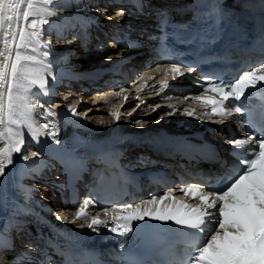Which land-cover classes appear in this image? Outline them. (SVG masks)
Masks as SVG:
<instances>
[{
	"label": "snow or ice",
	"instance_id": "1",
	"mask_svg": "<svg viewBox=\"0 0 264 264\" xmlns=\"http://www.w3.org/2000/svg\"><path fill=\"white\" fill-rule=\"evenodd\" d=\"M53 3L54 0H0V177L14 163V156L22 152L26 142L40 143L41 137H51L59 142L57 123L49 118L60 114L49 106L40 113L44 121L40 122L35 113L44 105L34 102V96L50 94L49 77L55 81L51 63L47 60L49 52L44 51L41 57L34 54L40 48H50L51 42L45 43L43 37L50 31L45 29L49 17L56 15L49 7ZM123 14L121 11L115 16L122 17ZM193 70V66H188L187 71ZM168 74L175 80L185 75V69L173 62L164 71L165 76ZM146 79L155 77L148 75ZM147 87V83L143 84L137 93ZM168 87L167 83L161 85L162 90ZM200 88L199 93L184 99L210 109V115L204 113L208 119L214 116L220 122L226 121L231 116L230 108L235 113L248 111L247 123L255 131L246 133L247 138L234 137L228 141L233 148L232 155L238 161L236 174L220 185L201 186L191 182L136 203L102 204L95 215L91 214L90 208H95L96 200L86 198L76 207L71 223L81 221L93 232L104 228L122 237L132 233L134 227L138 228L137 222L146 219L169 225L161 231L171 233L184 248L179 255L170 252L159 264H264V103L258 114L246 108L247 100L245 104H237L246 98V94L248 98L259 94L264 100V61L249 67L231 81L206 78ZM34 89L39 92L34 93ZM128 92L129 89L124 88L109 95L127 102ZM101 98L109 106L111 118L121 120L123 105L113 104L108 96ZM64 99L68 100V96ZM76 103L78 101L66 106L73 116L78 115ZM138 107L139 104L129 115ZM177 114L201 119L195 108L181 111L174 104H170L169 110L157 119ZM99 121L104 123V117L101 116ZM136 123L146 122L138 120ZM25 130L30 137L28 141ZM37 155L38 152H31L32 157ZM29 158L27 153L22 156L24 161ZM176 192L181 195L177 196ZM59 218L67 220L68 216L60 212Z\"/></svg>",
	"mask_w": 264,
	"mask_h": 264
},
{
	"label": "bare ground",
	"instance_id": "2",
	"mask_svg": "<svg viewBox=\"0 0 264 264\" xmlns=\"http://www.w3.org/2000/svg\"><path fill=\"white\" fill-rule=\"evenodd\" d=\"M113 1L119 2L118 6L114 7V10L108 4V2L113 3ZM148 1L149 0H146L147 3ZM158 1L161 2V0ZM49 7L55 11L56 15L49 17V24L45 25V29L50 31L45 32V34H47V38H43V40L45 43H48L49 41L51 43L50 48L41 49L49 50L57 56H60L61 61L64 64L58 67L55 66L57 69H63L62 67L65 66L71 68V70L73 71H92L98 62H100L101 64L104 61H110L112 59L119 60L120 58H123V56L125 59H129L131 57V50L128 51L129 54L126 55L124 52L125 47L129 46L131 42H135L136 40V37L132 34V29L136 28V25L143 27L145 22L142 17H140L133 11L130 5V0H101L99 1V3H97V0H88L86 6L83 0H54V3ZM124 8H126L127 10V12H125L126 15L122 17H116L115 14L117 12H121L122 10H124ZM76 9L78 11H76ZM99 10H102V15L104 16L102 18V21H104L106 24L102 26V28L104 27L105 29V27H107L108 25L116 26L117 31L114 33L116 43L112 40V43H114L112 45L113 47H108L107 42L105 43V41L107 40L105 38L107 37H104L102 42L99 43V49L95 50V45L88 46L89 38L84 31L87 30L88 27H91V22H96L97 26L99 25V18H97V13ZM111 19H114L118 22L122 21L123 24L115 25L109 23ZM98 27L100 28L101 26ZM75 28L78 29L74 33L73 37L69 38L66 36L64 39H62L64 40L63 42L57 44V41L60 40H56V44H53L55 37L65 35L66 32L76 30ZM102 28L100 29L103 30ZM77 32L80 33L77 35ZM121 34H123V38H120ZM130 36L134 37L131 38ZM51 38L52 40H50ZM99 38L101 39V37ZM79 50H83L82 54L81 52L79 53ZM117 53H119V55H117ZM108 56H111L112 58L108 59ZM69 58L71 59V61L68 60ZM63 84L64 83H61L59 87L54 90V92L60 94V92L66 91L65 96H68V100H66L68 104L78 101V103H76L78 115L73 116L71 112L65 110L66 114L68 113L75 121L78 122H73V124L77 126L78 124H91L93 122H96V124L99 125L105 124L106 129H108V133L106 134V136L110 139H119L121 137L129 138L131 136H136L139 133L138 129L155 128L157 127L156 124H153V122H156L155 117H158L160 114L168 111V109L166 108H160L156 113H154L158 107L153 106H160V103H162V95L160 94L158 98H155V96L152 94L139 95V99H137L136 94H131L129 95V99L127 100V102H124L120 99L117 102L113 103L117 105H123L121 109L123 118L119 120V122L125 124V118H128L130 121V125H132V123L135 124V122L138 120L145 121L146 123H136L135 125H132L135 126L134 128L124 129L119 123L111 118V116L109 115L108 105H91L89 108L85 109L83 108V105L85 103L83 98L84 94L80 86L76 82L71 83L70 87H66ZM95 94L97 95L99 93ZM54 98L50 100L48 106L52 107L53 105L59 103L58 99ZM140 101H143V103H140ZM137 104H139V107L136 108V110L132 112L131 115H129V112H131V110ZM148 106L151 107L150 110ZM141 107L148 108V111H146L145 109V112L142 113L140 110ZM87 109H91V111L86 115L84 111ZM92 115H94V119L91 120ZM107 115L110 116L111 120L108 121L109 117ZM101 116L104 117V123H101L99 121V118ZM181 118L182 115L178 114V116L175 117L171 116L169 121H167L166 118H163L160 122L156 123H161L162 121H164L160 125L164 123L170 124L173 119L180 120ZM108 123L112 124L109 125ZM130 125H128L127 127H130ZM79 127L80 126H78V128ZM25 135H28L27 131ZM40 144V147H42L43 150L48 152L50 155H68L66 148L60 142L57 143L56 141H50L48 138L41 137ZM37 152L38 155L36 157H32L30 151V143L26 142L25 148L22 150V152L14 156V163L6 169L5 175L0 177L1 238H3L5 232L8 229L11 230L12 228H17L18 218L21 217V215H24V211L31 210L33 208L32 204L43 206L42 202H45L50 197H54L51 191H59L63 190L64 188L63 184L58 180L56 176V159H53L52 157L46 155L45 152L39 149L37 150ZM25 153H27L30 157L27 161H24L22 159V156ZM34 181L35 183H37L36 185L33 183ZM33 186H36L34 187L35 191L36 188L38 190L40 188V191L31 193L30 189H32L31 187ZM44 193H46L47 195H45Z\"/></svg>",
	"mask_w": 264,
	"mask_h": 264
},
{
	"label": "rangeland",
	"instance_id": "3",
	"mask_svg": "<svg viewBox=\"0 0 264 264\" xmlns=\"http://www.w3.org/2000/svg\"><path fill=\"white\" fill-rule=\"evenodd\" d=\"M85 1H86V0H85ZM85 1L83 0L84 4H85V6H86V4H87L88 2H87V1L85 2ZM98 13H99V11H98ZM98 13H97V14H98ZM102 14H103V13H102ZM102 14H100V15H102ZM102 16H103V15H102ZM103 17H104V16H103ZM103 17H100V16H99V19H102ZM74 32H75V30H71V32H66L65 35H60L59 37H55V39H54V41H53V44H56V40H60V41H57V44L63 42L64 40H62V39H64L66 36L69 37V38L73 37V36H74ZM61 34H63V33H61ZM67 34H69V35H67ZM62 36H63V37H62ZM43 38H44V39L47 38V34H45ZM50 40H52V38H51ZM82 52H83V51H82ZM70 99H71V98H70ZM84 101H85V100H84ZM86 106H87V107H86ZM90 106H91V105H90ZM90 106L87 105V101H85V103H84V105H83V108L86 109V108H89ZM148 108H149V110H150L151 107L148 106ZM148 108H145L146 111H148V110H147ZM145 109H144V110H145ZM87 110H88V109H87ZM84 112H86V110H85ZM85 116H86V115H85ZM93 116H94V115L91 116V120L94 119ZM107 116H108V115H107ZM89 117H90V116H89ZM92 117H93V118H92ZM155 118H156V122H157V121L160 122V121L162 120V119H159V120H158L157 117H155ZM133 122H135V121H133ZM135 124H136V122H135ZM135 124L132 123V125H135ZM134 127H135V126H134ZM33 183H34L35 185L37 184V183H35V181H34ZM38 186H39V185H38ZM34 187H36V186L31 187V188H32V189H30V190H31V193H34V192L36 193V191H40V188H39V190L36 188V191H35V188H34ZM42 195H43V194H42Z\"/></svg>",
	"mask_w": 264,
	"mask_h": 264
}]
</instances>
